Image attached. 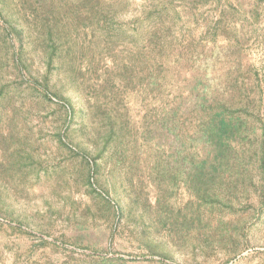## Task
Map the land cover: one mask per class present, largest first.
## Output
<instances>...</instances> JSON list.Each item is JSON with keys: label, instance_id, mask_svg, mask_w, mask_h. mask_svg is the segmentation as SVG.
Returning a JSON list of instances; mask_svg holds the SVG:
<instances>
[{"label": "rangeland", "instance_id": "374dc122", "mask_svg": "<svg viewBox=\"0 0 264 264\" xmlns=\"http://www.w3.org/2000/svg\"><path fill=\"white\" fill-rule=\"evenodd\" d=\"M3 1L0 264H264V182L200 199L188 170L159 168L145 131L173 92L140 58L243 82L234 106L261 130L264 0H54L51 40L43 15Z\"/></svg>", "mask_w": 264, "mask_h": 264}, {"label": "trees", "instance_id": "16d2710c", "mask_svg": "<svg viewBox=\"0 0 264 264\" xmlns=\"http://www.w3.org/2000/svg\"><path fill=\"white\" fill-rule=\"evenodd\" d=\"M24 14L32 21L41 23L46 19L45 31L51 40L58 34L52 18L54 0H16ZM67 6L77 5L79 9L99 0H63ZM113 4V2H111ZM5 3L0 0V19L4 18ZM54 16V17H53ZM9 20L7 19L6 22ZM49 21L52 23L49 24ZM9 23V22H8ZM44 25V24H42ZM53 43V42H51ZM141 66L147 71L149 85L169 86L173 92L172 100L163 103L158 109L157 119L146 130L145 141H153L160 157L156 162L160 168H182L188 176L196 197L213 199L228 195L230 185L256 178L264 182V127L251 126L243 115V107H235L245 102L240 96L245 84L235 79L230 85L211 82L205 65L198 64L190 77L182 74L187 84L178 86V78L165 70L171 61L169 56L159 59L155 65L150 63L145 50L140 52ZM199 58L197 62H202ZM179 60L178 58L173 61ZM180 62V61H177ZM154 65L156 73L149 70ZM154 68V69H155ZM207 68V67H206ZM169 74V75H168ZM250 87V86H249ZM44 88L43 90L46 91ZM264 88L258 83L249 102L257 115L264 109ZM248 102V100H246ZM163 172H166L165 170ZM236 177L232 179V177ZM227 180V183H225ZM234 180V181H233ZM250 182V181H249Z\"/></svg>", "mask_w": 264, "mask_h": 264}]
</instances>
